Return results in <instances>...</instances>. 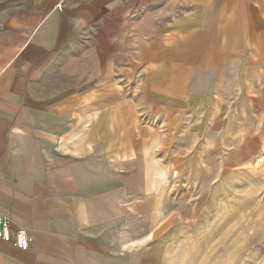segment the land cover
Returning a JSON list of instances; mask_svg holds the SVG:
<instances>
[{
  "label": "crops",
  "instance_id": "0c3cea01",
  "mask_svg": "<svg viewBox=\"0 0 264 264\" xmlns=\"http://www.w3.org/2000/svg\"><path fill=\"white\" fill-rule=\"evenodd\" d=\"M261 81L264 0H0V264H170L150 151Z\"/></svg>",
  "mask_w": 264,
  "mask_h": 264
},
{
  "label": "rangeland",
  "instance_id": "374dc122",
  "mask_svg": "<svg viewBox=\"0 0 264 264\" xmlns=\"http://www.w3.org/2000/svg\"><path fill=\"white\" fill-rule=\"evenodd\" d=\"M234 88L213 117L182 119L150 151L159 197L146 201L156 210L146 247L159 240L170 264H264V81Z\"/></svg>",
  "mask_w": 264,
  "mask_h": 264
},
{
  "label": "built area",
  "instance_id": "2783aa9c",
  "mask_svg": "<svg viewBox=\"0 0 264 264\" xmlns=\"http://www.w3.org/2000/svg\"><path fill=\"white\" fill-rule=\"evenodd\" d=\"M0 238L12 242L20 249L27 250L31 247L33 237L22 228L13 229L12 223L0 213Z\"/></svg>",
  "mask_w": 264,
  "mask_h": 264
}]
</instances>
